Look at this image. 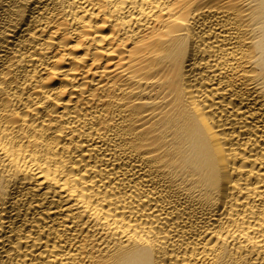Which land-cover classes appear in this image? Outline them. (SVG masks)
Returning a JSON list of instances; mask_svg holds the SVG:
<instances>
[{
  "label": "bare ground",
  "instance_id": "6f19581e",
  "mask_svg": "<svg viewBox=\"0 0 264 264\" xmlns=\"http://www.w3.org/2000/svg\"><path fill=\"white\" fill-rule=\"evenodd\" d=\"M0 264H264V0H0Z\"/></svg>",
  "mask_w": 264,
  "mask_h": 264
}]
</instances>
